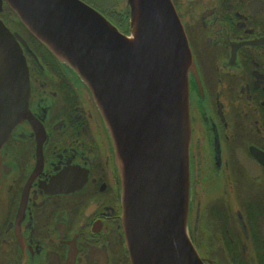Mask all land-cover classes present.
<instances>
[{"label":"flooded vegetation","instance_id":"1","mask_svg":"<svg viewBox=\"0 0 264 264\" xmlns=\"http://www.w3.org/2000/svg\"><path fill=\"white\" fill-rule=\"evenodd\" d=\"M83 1L128 35L125 8ZM1 2L26 43L32 120L1 148L0 264H131L103 118L77 72ZM173 2L195 64L188 233L205 264H264V0Z\"/></svg>","mask_w":264,"mask_h":264},{"label":"water","instance_id":"2","mask_svg":"<svg viewBox=\"0 0 264 264\" xmlns=\"http://www.w3.org/2000/svg\"><path fill=\"white\" fill-rule=\"evenodd\" d=\"M4 1L77 72L103 118L120 166L131 264H205L188 233L195 64L172 0H125L128 35L83 0ZM19 42L26 47L0 19V173L11 130L32 120Z\"/></svg>","mask_w":264,"mask_h":264},{"label":"rangeland","instance_id":"3","mask_svg":"<svg viewBox=\"0 0 264 264\" xmlns=\"http://www.w3.org/2000/svg\"><path fill=\"white\" fill-rule=\"evenodd\" d=\"M91 4H96L99 7L104 8V10H107L111 12V10H123L125 8V0H87ZM93 2V3H92ZM173 2V0H172ZM174 5V2H173ZM175 7V6H174ZM12 21L10 19L4 18V23H11ZM23 31V30H22ZM216 258L218 261L220 260L219 264H229L228 260L223 255H217ZM229 261L231 262V257L228 255Z\"/></svg>","mask_w":264,"mask_h":264}]
</instances>
